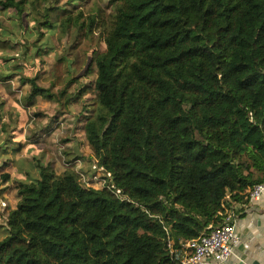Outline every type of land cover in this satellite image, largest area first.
<instances>
[{
	"label": "trees",
	"instance_id": "trees-1",
	"mask_svg": "<svg viewBox=\"0 0 264 264\" xmlns=\"http://www.w3.org/2000/svg\"><path fill=\"white\" fill-rule=\"evenodd\" d=\"M24 4L0 0V11L20 17ZM109 5L96 108L82 129L89 166L96 160L127 200L38 163L0 226V264H179L173 250L264 184V0ZM82 16L64 17L62 31L84 27ZM36 80L21 79L28 104L66 94Z\"/></svg>",
	"mask_w": 264,
	"mask_h": 264
},
{
	"label": "rangeland",
	"instance_id": "rangeland-1",
	"mask_svg": "<svg viewBox=\"0 0 264 264\" xmlns=\"http://www.w3.org/2000/svg\"><path fill=\"white\" fill-rule=\"evenodd\" d=\"M24 2L20 17L0 11V226L17 204V185L37 177L38 163L58 173L64 168L68 173L58 175L74 174L79 182L81 173L90 177L92 151L82 127L96 108L93 60L105 50L100 27L112 12L109 0ZM48 6L54 9L46 19ZM80 13L84 27L63 32L62 19ZM33 77L39 87L66 94L55 100L36 97L28 104L30 85L21 79ZM6 174L8 183L2 182Z\"/></svg>",
	"mask_w": 264,
	"mask_h": 264
},
{
	"label": "built area",
	"instance_id": "built-area-1",
	"mask_svg": "<svg viewBox=\"0 0 264 264\" xmlns=\"http://www.w3.org/2000/svg\"><path fill=\"white\" fill-rule=\"evenodd\" d=\"M81 173L80 183L88 188H106L121 201L127 198L111 183V174L97 165L95 160L91 165L90 177ZM264 192V184L255 185L249 191V200L258 199ZM237 205L225 207L221 223L208 228L197 239L183 243L179 249L173 250L179 258V264H223L234 255V249L240 238L235 231Z\"/></svg>",
	"mask_w": 264,
	"mask_h": 264
},
{
	"label": "crops",
	"instance_id": "crops-1",
	"mask_svg": "<svg viewBox=\"0 0 264 264\" xmlns=\"http://www.w3.org/2000/svg\"><path fill=\"white\" fill-rule=\"evenodd\" d=\"M64 171L67 172L61 168L59 173ZM54 172L59 174L57 170ZM236 208L238 210L239 206ZM240 209L236 212L234 222L240 241L234 249V255L223 264H264V192Z\"/></svg>",
	"mask_w": 264,
	"mask_h": 264
}]
</instances>
